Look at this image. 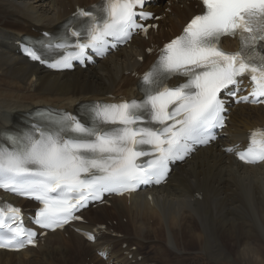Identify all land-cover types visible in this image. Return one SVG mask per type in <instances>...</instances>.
<instances>
[{
    "label": "snow or ice",
    "instance_id": "1",
    "mask_svg": "<svg viewBox=\"0 0 264 264\" xmlns=\"http://www.w3.org/2000/svg\"><path fill=\"white\" fill-rule=\"evenodd\" d=\"M145 2L103 0L91 10L79 9L59 41L39 42L58 57L49 66L70 68L73 60L90 61L89 50L104 56L127 43L134 30L147 34L155 25L137 19L151 18ZM202 4L205 11L163 47L142 77V100L92 105L87 124L69 113L42 112L31 131L6 135L10 147L0 144V189L39 202L34 221L39 227L55 231L79 219L75 213L105 192L122 195L161 183L169 163L216 139L213 129L226 119L221 92L238 96L242 77L253 84L252 99L236 102L264 103V53L258 49L264 42V0ZM225 36H239L240 50L225 52L220 47ZM24 51L47 62L40 49ZM174 77L185 82L170 86ZM237 155L245 163H264V129L250 133L248 147ZM36 235L24 226L21 209L0 204V248L35 246Z\"/></svg>",
    "mask_w": 264,
    "mask_h": 264
},
{
    "label": "bare ground",
    "instance_id": "2",
    "mask_svg": "<svg viewBox=\"0 0 264 264\" xmlns=\"http://www.w3.org/2000/svg\"><path fill=\"white\" fill-rule=\"evenodd\" d=\"M169 1V6H152L161 19L147 39L134 38L86 70L52 73L20 56L17 42L23 35L40 36L60 28L75 10L99 0H0V133L40 106L73 111L88 100L136 96L141 75L155 58L147 49L155 52L180 34L199 11L196 0ZM225 46L234 49L238 43L227 39ZM262 125L264 107L237 106L230 113L228 135L176 165L169 183L131 198H113L110 207L84 211L90 221L80 225L83 229L94 231L104 224L98 222L104 216L119 221L107 230L125 239L101 250L109 253L107 263L94 256L90 242L67 228L46 236L41 253L34 248L0 251V264H85L93 256L98 264H250L251 256L259 260H253L255 264H264V163L242 164L224 150L245 146L250 130Z\"/></svg>",
    "mask_w": 264,
    "mask_h": 264
},
{
    "label": "rangeland",
    "instance_id": "3",
    "mask_svg": "<svg viewBox=\"0 0 264 264\" xmlns=\"http://www.w3.org/2000/svg\"><path fill=\"white\" fill-rule=\"evenodd\" d=\"M107 221V220H106ZM113 221V223L112 224H115L116 223V220H112ZM124 222L126 223L127 221H126V218L124 219ZM119 239H121V238H119ZM263 243H264V241H263ZM96 249H98V247L96 246V247H94V249H93V252L95 253V251H96ZM42 251H44V246L43 247H41L40 249H38V250H36V251H34L36 254H38V253H41ZM32 256V255H31ZM256 258H255V256L253 257V256H251L250 258H248V260H250V264H255V262H258L259 260H255ZM66 261H70L69 259H65ZM253 260H255V262L253 261ZM65 263V261L64 260H61L60 262H59V264H64ZM95 264L96 263H98V262H94Z\"/></svg>",
    "mask_w": 264,
    "mask_h": 264
}]
</instances>
